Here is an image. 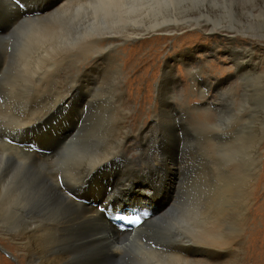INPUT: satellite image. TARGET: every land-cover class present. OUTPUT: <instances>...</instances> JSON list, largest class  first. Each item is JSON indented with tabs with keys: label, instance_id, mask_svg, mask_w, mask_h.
<instances>
[{
	"label": "rangeland",
	"instance_id": "rangeland-1",
	"mask_svg": "<svg viewBox=\"0 0 264 264\" xmlns=\"http://www.w3.org/2000/svg\"><path fill=\"white\" fill-rule=\"evenodd\" d=\"M9 1L21 18L15 20L14 24L8 20V24L0 26V34L9 24L11 29L22 22L24 26L20 24L18 28L22 26V30L18 31L17 28V34H13L11 38H0V137L8 147L3 157L0 155V264H29L28 255L18 245L17 239L12 237L33 224L41 228L50 227L62 212L68 211L67 204L58 198L55 185L73 182L85 162L83 160L75 164L73 158L80 151H85L87 145L96 144L97 159L104 156V150H109L114 144V121L111 117L117 114L115 109L118 105L124 110L119 111V115L126 116L123 123L125 130H130L132 134L131 147L140 144V138L136 137L139 132L148 134L156 130L153 118V111L159 108L156 101V83L163 76L167 79L170 70L176 80L173 106L180 111L186 108L183 110L182 125L176 129L175 137L186 146L189 163L181 173L166 169L161 171L162 177L157 182H167L166 189L175 191L176 197L174 210L155 229L164 236L170 227L175 233H181L180 237L184 235V240L199 241L200 232L194 235L177 227L174 229L170 224L178 221L195 196L203 195L207 189L227 179L229 168V186L234 191L232 193L236 197H244L243 202L246 205L248 198L250 201L247 210L240 216L244 219L242 238L240 241L238 237L234 239V244H241L243 252L238 251L242 252L239 259L232 254L229 264H264V0H184L183 5H173L171 11L164 13L168 19H179L169 22L171 29L175 27L172 34L166 33L163 36L162 32L155 30L149 35L128 39L118 35L102 38L98 40L95 48L108 45L116 49V52L110 54L109 60L105 61H93V55L84 58L76 50L71 51L68 54L70 58L67 57L58 66V84L55 89L50 83L41 92L39 90L48 83H40L38 77L33 75L24 76L22 80L18 76L22 74V70L32 74V68L18 62L14 66V76L11 77L13 71H10V64L20 45L18 43L25 41L24 38L28 40V32L34 23L44 20V17H33L44 14V9L51 6L54 0ZM10 6L6 0H0V13L9 10ZM144 20L145 18L140 20L138 25L147 24L141 23ZM201 25L220 28L240 38L235 44L237 55L231 54L230 44L223 35L216 36L209 30H203ZM251 46L253 53L249 50ZM175 55L177 58L173 61ZM78 59H83V64ZM243 60H248L252 65L245 71L236 72L233 62ZM78 67L94 69V73L88 77L99 74L105 80L94 92L93 104L88 109L83 107L85 114L75 129L74 133L77 135L71 145L55 161L52 159V164L51 161H33L22 157L19 154H22L23 149L41 154L42 149L37 144L41 142L43 135L32 133L23 136L18 144L14 141L15 137L10 140L7 136L9 127L16 120H22L29 109L36 107L34 115L42 114L53 101L56 88L66 86L68 76L64 73ZM52 71L51 68L50 72ZM32 78L34 84L31 86ZM208 82L214 84L212 90H209ZM170 85L173 86L174 83ZM118 91H123L122 100L117 99ZM37 94L40 95L38 100L44 101L33 107ZM71 111L74 114L73 108ZM56 123L61 128L68 125L66 118H58ZM11 147L14 148L10 149ZM226 149L229 167L225 162L227 158L224 159ZM83 154L84 157L88 156L87 153ZM113 174L109 176L112 188L119 175ZM147 180L139 173L130 178L134 184L150 182ZM166 189L162 186L159 191L150 193L148 201L155 203L153 205L159 204L166 195L163 194ZM135 199L136 194L129 190L126 200ZM126 207L129 204H123V208ZM156 255V260L167 262L166 256Z\"/></svg>",
	"mask_w": 264,
	"mask_h": 264
},
{
	"label": "bare ground",
	"instance_id": "bare-ground-1",
	"mask_svg": "<svg viewBox=\"0 0 264 264\" xmlns=\"http://www.w3.org/2000/svg\"><path fill=\"white\" fill-rule=\"evenodd\" d=\"M6 1L11 5L12 13L10 9L0 13V26L8 24V20L14 24L15 20L21 18L10 1ZM183 1L54 0L51 6L44 9V14L33 17H44L46 23L44 20L34 23L28 32V40L24 38L25 41L18 43L20 44L18 49L15 47L16 55L10 64L13 69L10 70L13 71L10 72L11 77L14 76V66L22 62L24 66L32 68L33 73L22 70V74H18L21 80L24 76L33 75L38 77L40 83H48L39 92L44 91L43 89H46L50 83L55 89V85L58 84V66L63 64L67 57L70 58L68 54L71 51L76 50L75 52H79L77 54L84 58L93 55V61H105L109 60L110 54L116 52V49L108 45L95 48L98 46V40L102 38L118 35L128 39L133 36L149 35L155 30L162 32L163 36L166 33L172 34V29L175 27L171 29L169 22H176L179 19L177 17L168 19L164 13L171 11L173 5L178 3L183 5ZM144 18L141 23L147 22V24L139 26L138 22ZM23 23H19L13 29L9 24L7 28L1 30L0 38H11L20 24L24 26ZM22 26L18 31L22 30ZM206 26L201 25L205 31L209 30L216 36L223 35L230 44L231 54L237 55L235 44L240 38L223 29ZM249 50L253 53L252 46ZM176 58L177 55L173 57V61ZM78 62L83 64L84 60L80 59ZM233 63L236 65V72L245 71L250 64L252 65L248 60ZM51 68L52 72H50ZM171 72L168 71L167 79L163 76L156 83V101L159 105V108L156 107L158 110L153 111L156 130L145 134L141 129L143 134L139 132L138 136L135 135L140 138V144L131 147L132 134L130 130H125L123 123L126 116L119 115V111L124 112V110L118 105L119 107L115 109L117 114L111 117L114 121L112 122L114 144L109 150H104L103 157L97 159L96 144L93 142L92 146L87 145L85 151H80L78 156L73 158L75 164L85 160L73 182L55 185V192L58 193V198L67 204L68 211L62 212L59 219L57 218L58 220L56 219L50 227L41 228L33 224L12 237L17 239L18 245L28 255L29 264H229V257L232 254L239 259L243 247L241 244H234V239L238 237L240 241L242 238L244 219L240 216L247 210L250 201L248 198L246 205V202H243L244 197H236L232 193L234 191L233 187L229 186V168L227 179L207 189L203 195L195 196L177 222L171 224L168 222L174 229L177 227L194 235L200 232L199 241L184 240V235L180 237L179 234H182L175 233L170 227L169 232L164 236L161 235V231L155 229L156 225L158 227V223L174 210L173 203L176 197L175 191L166 189L167 182H157L162 177L161 171L166 169L181 173L189 163L186 146L175 137L176 129L182 125L183 110L186 108L180 111L173 106L176 80ZM91 73H94V69L84 67L65 72L64 75L68 76L66 86L56 88L53 101L42 114L34 115L36 107L29 109L22 120H16V123L9 127L7 136L10 140L15 137L14 141L18 144L23 136L32 133L43 135V139L37 144L42 149L41 154L23 149L25 153L21 152L22 154L19 155L33 161H51L52 164V159L55 161L62 154L61 152L69 144L71 145V141L77 135L74 133L75 129L85 114L83 107L88 109L93 104V94L105 80L98 73L96 76L88 77ZM30 83L31 86L34 84L33 78ZM172 83L173 86L170 85ZM208 88L212 90L214 84L208 82ZM38 97L39 94L33 100V107L36 103L44 101L38 100ZM122 98L123 91H118L117 99L122 100ZM183 104L186 105L185 102ZM58 118L67 119L66 128H61L59 123L55 124ZM185 135L184 133L183 136ZM4 141L0 137L2 157L4 151L8 149ZM76 150L78 151L77 148ZM227 151L228 149L225 150L226 156L223 155L224 159L227 158L225 162L229 167ZM83 153H87L88 156L84 157ZM258 161L260 162V159ZM257 168L259 169V165ZM136 173L143 175L150 182L134 184L130 178ZM112 174H119L114 188L111 187L109 178ZM162 186L166 189L163 191L166 195L159 204L153 205L155 203L150 199L148 201L149 194L159 191ZM129 190L136 194L134 201L126 200ZM144 196L146 198H143ZM123 204H129V207L123 208ZM239 250L242 252L238 253ZM156 254L166 256L167 262L156 260Z\"/></svg>",
	"mask_w": 264,
	"mask_h": 264
}]
</instances>
